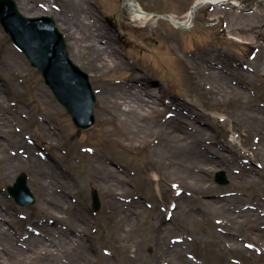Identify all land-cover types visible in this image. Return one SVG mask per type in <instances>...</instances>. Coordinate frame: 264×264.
<instances>
[{
	"label": "rangeland",
	"instance_id": "1",
	"mask_svg": "<svg viewBox=\"0 0 264 264\" xmlns=\"http://www.w3.org/2000/svg\"><path fill=\"white\" fill-rule=\"evenodd\" d=\"M197 1L136 0L153 17L176 18ZM236 1L244 6L242 10L199 6L193 26L182 30L162 18L132 20L124 0H30L34 9L28 10L20 9V0H14L26 17L54 19L69 44L70 58L89 75L96 105L94 125L76 129L0 27V209L14 214L13 221L3 223L20 242L31 234L38 237L39 227L55 226L47 211L56 202L63 207L57 228L79 241L63 253L47 254L45 249L26 262L9 264H264L258 256L250 259L238 250L228 251L230 244L217 236L225 233L219 200L248 197L244 209L254 208L257 200L264 202V178L253 179L255 172L264 170L258 155L264 150V130L260 133L250 125L251 120H264V0ZM74 10L90 18L88 41L82 44L95 42L106 48L111 39L121 58L119 65L101 69L83 45L81 54L76 53L62 25L71 20ZM196 58L242 77L219 81ZM145 83L160 91L162 107L148 122L152 135L139 137L135 128H126L120 118L106 113L101 89L104 85L144 88ZM177 113L184 121H189L187 115L194 118L200 113L203 121L197 126L202 129V144L213 148L216 158L239 156L240 166H233L232 174L240 177L245 167L250 177L232 181L218 166L207 165L202 171L191 167L179 150L183 141L168 130H156ZM231 140L236 145L229 146ZM223 145L227 151L221 150ZM218 172L226 184L215 181ZM20 174L26 176L34 198L27 207L16 205L6 192ZM51 178L58 185H52ZM41 179L52 182L42 204L36 194ZM92 189L100 200L95 211ZM181 198L187 204L180 203ZM260 215L264 218V208ZM166 225L169 230L162 234ZM238 235L242 247L254 246L256 251L248 237L243 245V236ZM177 244L179 250L174 252Z\"/></svg>",
	"mask_w": 264,
	"mask_h": 264
},
{
	"label": "bare ground",
	"instance_id": "2",
	"mask_svg": "<svg viewBox=\"0 0 264 264\" xmlns=\"http://www.w3.org/2000/svg\"><path fill=\"white\" fill-rule=\"evenodd\" d=\"M124 2L130 11L129 13L132 20L147 22L151 19L156 18L153 17V15L143 11V9L135 0H124ZM198 3V6L211 3L215 5H228L237 10H242V8L244 7L236 0H198ZM20 5V9L22 10L34 9L30 3V0H20ZM20 9L18 8L19 12L22 13ZM196 9L197 8H194L192 6L191 9H189L183 17L176 18L172 16L169 22L175 27L180 26L183 30L189 29L193 26V19L196 13ZM89 19L90 18H88L83 11L74 10L71 20H66L64 21V24H62L64 26V29L68 31V35L73 41V46L75 48L74 50L78 55L81 54L83 45L82 43L88 41L87 33L89 32L88 30L90 29V26L87 22L89 21ZM91 44H94L95 46L93 47ZM66 45L67 47L69 46V44ZM107 45L108 46H106V48L97 46L95 42H91L87 46L83 45V48L85 50L90 49L92 51L93 60L96 58V61L100 63L101 69H105L109 65H119L121 63V58L119 57L117 50L112 47V42L109 38L107 41ZM107 48H109L110 50H108ZM204 56L205 55H202L201 57ZM196 59H199L200 63H203L205 67L209 68L211 72L210 74H212L219 81L221 80L229 83L230 79L236 78L238 76L242 77V74H238L237 71L233 72L228 68L225 69L220 66L219 69L218 66L217 68L215 66L211 67L208 66V62H206V60H204L203 58ZM261 71H264V62ZM258 72L259 71H257V73ZM245 75L253 76L257 74H248V72H246ZM40 77L42 78L41 75ZM233 90L236 91L235 88ZM144 95L147 96V98H145ZM160 96V91H157L156 93L154 90H151L149 83H145L144 88H138L136 86L124 87L104 85L101 89L100 101L102 103V106L105 108L106 113L111 115V117L116 116L120 118L121 123H124V126L128 129H131V127L135 128L139 133V137H149L153 132L152 127L148 126V122L153 121L161 111L159 108L160 106L162 107V100ZM165 107L167 106L165 105ZM189 113L192 114L193 112ZM201 116L202 115L200 113L195 114L194 118H191V116L187 115L189 121H184L187 119L177 113L175 117L166 120L164 124L158 125V127H156V130H168L169 132H171V135L176 134V136L181 141H183L181 146H179V150L183 153L184 157L191 167L202 171L207 165H215L222 169L230 180L244 181L250 174L245 167L241 168L242 173L240 177L232 174L233 166H240L238 162V155V158H232L233 160L224 159L223 156H219L216 158L214 157V155H216L214 149L202 144L203 141H201L199 138L200 134L202 133V129L197 126L199 122L203 121ZM220 119H223L224 121L226 120L223 115L220 116ZM259 121L260 123L251 120L250 125L252 124V130L262 133V131L264 130V120L259 119ZM190 126L193 128V132L188 131V127ZM234 145H236V142L234 140H231L229 142V146ZM258 149H260V147ZM221 150L227 151L228 146H221ZM258 155L264 160V150L262 151V153H258ZM255 175L256 176H254L253 179L259 181L260 179L264 178V170H258L257 172H255ZM51 180L53 181V184L52 182H50V179L48 183H45V181L41 179V183H39L40 187L36 188V194L38 197V202L40 204L45 203L46 201L44 192L49 189V185L57 184L54 178H51ZM246 201H248V197L245 198L243 196H234L224 198L223 200H219V202H217L221 205V210L220 212H218V214L222 215L224 219V223L221 228L225 229L224 234L220 233L217 234V236L221 242L224 241L226 246L230 244V247L226 248L228 251L238 250L250 259H254L255 256L264 259V218L260 215V208H264V202H262L261 200H257L255 201L257 207L254 206V208L251 209H244L243 204H245ZM175 203L177 204L178 201H175ZM180 203L187 204V201L184 198H181ZM52 205L53 206H51L49 208L50 210L47 212L48 216H50V219H54V221L56 222L55 226H41L39 227L40 232L38 234V237L31 234L21 242L18 238L12 235L11 230L8 227H5V224L3 223V221H13L14 214L11 213L8 209H0V264H9L13 260L14 262H16L17 260H25L26 262L29 256L34 253H39L41 252V250L45 249L49 250L47 254H54L57 252L63 253L68 246L70 247L74 244V242H79L78 239L70 237L68 233L63 232L62 230L57 228V225L63 218V216H59V214L63 213V207L61 204L56 202H52ZM191 213L189 212V216L191 215ZM83 224L87 225L88 222L85 220ZM244 229L246 230L243 231ZM168 230L169 226L166 225L162 229L161 233L163 234ZM53 234L58 235L56 237L49 238L52 237L50 235ZM238 234H242L243 236V245H245V241L249 239L257 246L258 249L256 248V251L254 252V246H250L251 248L247 246L246 249L242 247ZM45 238H49V241H46ZM174 246L175 248H173V251H178L179 244Z\"/></svg>",
	"mask_w": 264,
	"mask_h": 264
},
{
	"label": "water",
	"instance_id": "3",
	"mask_svg": "<svg viewBox=\"0 0 264 264\" xmlns=\"http://www.w3.org/2000/svg\"><path fill=\"white\" fill-rule=\"evenodd\" d=\"M198 5L196 3L194 7ZM163 17L170 19L169 16ZM0 25L30 66L42 76L44 84L70 115L74 125L79 130L91 127L94 123L95 94L88 75L70 59L64 37L53 18L25 17L17 10L13 0H0ZM216 181L226 183L221 173L216 175ZM7 192L19 206L25 207L34 201L24 174L8 186ZM91 195L93 210H98V195L94 190Z\"/></svg>",
	"mask_w": 264,
	"mask_h": 264
}]
</instances>
